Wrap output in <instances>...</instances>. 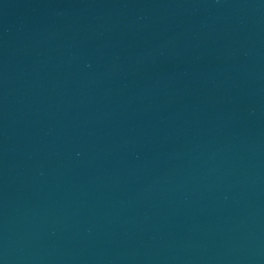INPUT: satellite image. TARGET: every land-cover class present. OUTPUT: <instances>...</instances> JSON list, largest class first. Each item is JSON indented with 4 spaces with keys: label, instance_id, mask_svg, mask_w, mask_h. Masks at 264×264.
I'll use <instances>...</instances> for the list:
<instances>
[{
    "label": "water",
    "instance_id": "95a60500",
    "mask_svg": "<svg viewBox=\"0 0 264 264\" xmlns=\"http://www.w3.org/2000/svg\"><path fill=\"white\" fill-rule=\"evenodd\" d=\"M0 264H264V0H0Z\"/></svg>",
    "mask_w": 264,
    "mask_h": 264
}]
</instances>
